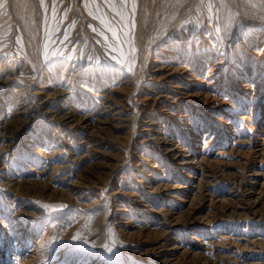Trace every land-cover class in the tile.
<instances>
[{
	"label": "rangeland",
	"instance_id": "374dc122",
	"mask_svg": "<svg viewBox=\"0 0 264 264\" xmlns=\"http://www.w3.org/2000/svg\"><path fill=\"white\" fill-rule=\"evenodd\" d=\"M110 1L116 5L112 2L113 9L126 11V30L112 15L116 9H109L107 0H0V264H264V140L257 138L264 130V0ZM89 4L97 7L122 43L125 62H118L108 52L113 50L110 29L96 21L95 26L96 19L86 9ZM174 60L191 67L197 84L218 78L228 87L221 93L212 89L201 99L186 95L183 103L172 105L175 111L182 108L178 112L185 117L175 119L173 127L165 123L166 128L198 168L195 188L182 202H171L156 190L146 192V186L168 185L185 175L157 144L144 142L139 132L148 113L158 112L164 105L163 101L145 102L149 90L166 91L163 83L150 80L151 65H173ZM7 74L10 85L3 80ZM64 77L82 80L89 90L113 97L112 103L123 99L130 116L127 127L111 132L100 123L94 125L91 134L97 145L90 143L74 160L67 156L68 151H58L75 145L79 131L86 129H69L59 119L65 116L61 108L68 103L81 116L89 112L90 100L73 95L70 87V95L50 98L49 108L44 110L52 113L42 118V109L34 104L38 101L31 98L41 85L49 88L48 93L58 92ZM125 79L128 83L120 85ZM247 83L251 87L244 90ZM9 88L20 89L24 96L6 103ZM228 104L232 120L226 126L228 117L223 112ZM114 107L112 112L120 109ZM74 122L80 123L79 116ZM87 148L93 152L87 153ZM85 153L90 158H82ZM107 158L108 167L98 169ZM36 161L45 175L33 172L37 171ZM69 175L70 181L79 175L90 176L94 188L82 193L69 180H60ZM140 178H144L141 184ZM118 188L140 190V196H148L151 205L164 208L162 213L155 222L141 227L135 219H143L129 201L131 213L127 215L132 216L133 228L125 231L115 215L121 204L111 196ZM143 191L146 193L141 194ZM19 208L26 212L18 215L21 224L25 221L22 232L11 219ZM169 226L183 251L170 259L166 256L167 261L150 247L154 241L165 243Z\"/></svg>",
	"mask_w": 264,
	"mask_h": 264
},
{
	"label": "bare ground",
	"instance_id": "6f19581e",
	"mask_svg": "<svg viewBox=\"0 0 264 264\" xmlns=\"http://www.w3.org/2000/svg\"><path fill=\"white\" fill-rule=\"evenodd\" d=\"M119 1V0H118ZM112 2L113 1H110V0H107V7L111 10H115L113 9L114 6L112 5ZM114 3V2H113ZM63 4V3H61ZM115 5V3H114ZM120 5V3H119ZM116 6V5H115ZM118 7V6H117ZM123 7V6H121ZM87 9V12H88V15H90L92 18L94 17L96 20H94V22L96 21L98 24H101L102 26H106V28L108 27V29H110V33L109 32H106L105 33H109V39L113 40V42L111 43L112 46H110L111 48H113L112 51H108L110 54H112L113 56H115V59L120 62V61H123L125 62L124 60H126V54H124V51L122 50V43L120 41L117 40V37H116V34H114V31H112V27H109L110 25L106 22L104 16L101 14V12L98 11L97 7L93 4H89L88 7L86 8ZM85 9V10H86ZM108 9V10H109ZM108 12V11H107ZM126 12V11H125ZM124 12V10H122V8H119V9H116L112 15L115 16L117 19H118V22L119 23H122L121 26H123V30H126V27H127V19H126V13ZM87 15V14H86ZM87 15V16H88ZM74 16V15H73ZM93 18V19H94ZM116 19V20H117ZM123 22H121V20ZM89 21H92V20H89ZM95 22V26H97V23ZM125 22V23H124ZM93 23V21H92ZM3 24V23H1ZM89 25V24H88ZM1 26H4V25H1ZM100 26V25H99ZM98 26V27H99ZM2 28V27H1ZM91 28V26H90ZM89 29V28H88ZM102 29V28H101ZM4 30V29H2ZM1 30V31H2ZM97 31V29H95ZM94 29L92 31H95ZM103 30V29H102ZM101 30V31H102ZM105 30V29H104ZM107 30V29H106ZM91 31V32H92ZM100 31V30H99ZM98 31V32H99ZM100 31V33H101ZM109 31V30H107ZM5 32V31H4ZM94 33V32H93ZM97 33V32H96ZM104 33V32H103ZM117 33V32H116ZM1 35V34H0ZM99 35V34H98ZM101 35V34H100ZM104 35V34H103ZM102 35V36H103ZM107 35V34H106ZM96 36V35H95ZM105 36V35H104ZM108 36V35H107ZM97 37V36H96ZM99 37V36H98ZM95 38V37H94ZM104 38V37H103ZM108 38V37H107ZM97 39V38H96ZM101 39V37H100ZM99 39V40H100ZM105 39H106V36H105ZM98 40V41H99ZM103 40V39H102ZM101 40V42H102ZM105 42V45H107V47L109 48L108 44H106L107 40H103ZM109 42V41H108ZM72 43V42H71ZM68 44V43H67ZM70 44V43H69ZM68 44V45H69ZM99 44V43H98ZM73 45V44H72ZM100 45V44H99ZM103 45V44H102ZM104 45V46H105ZM110 45V44H109ZM101 46V45H100ZM103 46V47H104ZM73 47V46H72ZM71 47V49H72ZM102 47V48H103ZM128 47L129 45H126V52L128 51ZM69 48H70V45H69ZM68 48V49H69ZM106 48V47H105ZM49 52V51H48ZM107 52V51H106ZM104 53V54H107V53ZM253 52V51H252ZM51 53V52H50ZM50 53H49V56H50ZM108 53V55L110 56V54ZM46 54V53H45ZM52 54V53H51ZM129 55V54H128ZM255 55V54H254ZM46 57H48L47 55H45ZM56 56V55H55ZM106 56V55H105ZM130 56V55H129ZM59 57V56H58ZM44 58V57H43ZM42 58V59H43ZM50 59H52V57H48ZM108 58V57H106ZM114 58V57H113ZM46 59V58H45ZM55 59V58H53ZM59 59V58H58ZM111 59V58H110ZM109 59V60H110ZM179 59V58H177ZM47 60V59H46ZM112 60V59H111ZM110 60V61H111ZM114 60V59H113ZM51 61V60H50ZM175 61V60H174ZM49 62V60H48ZM113 62V61H112ZM115 62V60H114ZM163 62V61H162ZM44 63V62H43ZM110 63V62H109ZM117 63V62H116ZM127 63V62H126ZM186 63V62H185ZM183 61L181 60H178V61H175V63L173 65H169V64H161L160 62H156V63H153L151 65V68H150V73H151V77H150V80L151 81H154L155 83H163L166 91L163 92V90L161 91H158V92H153L151 90H149L150 92L146 93V97H145V102L147 101H156V102H159V101H163V108L158 111V112H150L148 113V116L145 120H143L141 122V125L139 126V132L141 133V136H143V141L148 143L149 145L150 144H154L157 146H159L161 148V151L163 150L165 152V154L168 155V157L171 158V160L173 161V164L175 167H177L178 170L181 171L182 174L185 175V179H175L173 178V180L171 181L172 183L168 185H166V183L164 185H154V186H146L145 187V190L146 192H152V191H155L156 190V193H158L159 195H167V199L171 202H179V201H184V198H186L188 195L191 194V192L194 190L195 188V182H196V178L194 177V174H195V171H197L198 168L195 167V161L191 160V156L186 153V151L184 149H182L183 147H179V145H177L174 141V138L175 136L173 135V132L170 131L169 129L166 128V124L165 123H168L169 125H172V127L175 125V124H171V123H174L175 119H182L185 117L184 114H180V112H178V110H181L182 108H178L176 111L174 110L175 107H173L172 105H179L183 99L186 97V95H192L194 96L196 99H201L203 97H206V94L207 93H210V91L213 89V91H215L217 89L218 93H221V92H225L228 90V87L223 84L222 82L218 81V78L215 80V81H209L207 82L206 84H203L202 82H199V84H197L196 82H194L195 78H193V75L191 73V67L189 68V66L187 64H185ZM48 64V63H46ZM112 64V63H111ZM118 64V63H117ZM114 65V64H113ZM116 65V64H115ZM121 65V64H120ZM119 65V66H120ZM128 65V64H127ZM46 66V65H45ZM118 66V65H117ZM126 66V65H125ZM123 67L122 69L125 70V69H128L127 67L124 69V66H121ZM2 71V70H1ZM127 71V70H126ZM6 72V71H5ZM14 72V71H13ZM20 72V71H19ZM22 72V71H21ZM25 72V71H24ZM197 72V71H196ZM127 73H129V71H127ZM3 75V74H2ZM26 75V73H25ZM17 76V75H16ZM10 75L7 74L5 79H3L5 82H6V85H10ZM18 79V78H17ZM19 79H20V75H19ZM78 80V79H77ZM18 82H21V81H18ZM61 86L62 87H59V90L58 92H53V93H48V90L49 88H47L46 86L44 85H41V86H38V87H35V89L32 91V96L31 98H33L35 101H38V102H34L35 105H37L39 108L42 109V118H46V117H49L50 114L52 113V111L50 110H44L45 108H49L48 105H50V98L52 97H56V96H59L60 97H66L67 95H70L69 94V88H73V95H78L80 97H85L87 96V98L90 100V110L89 112L87 113H83L81 116L80 114H75L74 111L72 110L73 107H71L70 104H66L65 103V106L63 105L62 106V111H64V114L65 116H61L59 117V119L61 121H63L68 127L69 129H71L72 131H78L80 130L81 126H84L86 130H81L79 131V135H77L76 137V143L75 145H72L70 148L69 147H64L62 149H58V153L60 154V152L63 153H66V151H68V154L67 156H71L73 157L72 160H74V158L77 159V157H75L76 155H78V153H81V152H85V149L86 147L90 144V143H96V144H92V145H97V139L93 136V134H91L92 132V127L98 123L102 124L104 127V129H106L107 131H110L111 129H122L124 127H127L129 124V118L130 116L128 117L126 114V110H125V106L123 105V99L119 100L117 104L115 103H112L110 102V99H112L113 97H105V95L103 94H100V91H95L93 92V90H89V88L84 84V82L81 81H72L71 79H68L67 77H64V78H61ZM87 82V81H86ZM100 82V81H99ZM102 82V81H101ZM241 82V81H240ZM128 83V80L125 79L123 80L122 82H120V85H126ZM152 83V82H151ZM16 84V83H14ZM60 84V83H59ZM65 86V88H64ZM52 87V86H51ZM243 89L244 90H248L250 89V85L247 83L246 85L244 84L243 85ZM6 88V87H5ZM58 88V87H57ZM147 88V87H146ZM187 88H190L193 90L192 93H187ZM69 89V90H68ZM112 90L111 91H117L118 88H111ZM206 92V93H205ZM145 93V92H144ZM22 93H21V90L18 89V88H14L13 90H8V92H6V103L9 100H15L17 98H20L22 97ZM24 96V95H23ZM93 96L95 98H100V99H97V100H94L93 99ZM73 97V96H72ZM117 97H120V95L117 94ZM25 98V97H24ZM74 98V97H73ZM26 99V98H25ZM65 99V98H64ZM194 99V98H193ZM232 99V98H231ZM230 99V100H231ZM70 100V99H69ZM26 101V100H25ZM31 101V100H30ZM66 101V100H65ZM3 102V101H2ZM189 102V101H188ZM29 103V102H28ZM73 103V102H71ZM83 103V102H82ZM183 103V102H182ZM226 103V102H225ZM80 104V102H79ZM78 104V105H79ZM77 105V104H76ZM114 105H118L120 107V109H117L115 110L114 112H112L115 107ZM231 105V104H228L227 107L225 108L226 111H224L223 113L225 115H227V122H226V126H229L230 125V121L232 120V115L230 116V114L232 113L230 111V109L228 108V106ZM33 106L31 105L29 108L31 109ZM81 107V106H80ZM212 107V106H211ZM214 107V106H213ZM225 107V106H224ZM52 108V107H51ZM50 108V109H51ZM127 108V107H126ZM84 109V108H83ZM82 109V110H83ZM209 109V108H208ZM215 109V108H214ZM184 110V109H183ZM186 110V109H185ZM77 111V110H75ZM80 111V110H79ZM78 111V112H79ZM83 112V111H82ZM231 112V113H229ZM145 115V113H144ZM191 115V114H190ZM80 118V123H75L74 122V119L76 117ZM235 116V115H234ZM145 117V116H144ZM173 118V119H172ZM244 118V116H243ZM144 119V118H143ZM246 119V118H244ZM57 121V120H56ZM59 121V120H58ZM57 121V122H58ZM141 121V120H140ZM234 122V121H233ZM236 122V121H235ZM60 124V123H59ZM63 124V123H62ZM232 125V124H231ZM62 126V125H61ZM67 127V128H68ZM226 128V127H225ZM1 129V128H0ZM259 129V128H258ZM70 131V130H69ZM178 131V130H177ZM258 131V130H257ZM71 132V131H70ZM111 132V131H110ZM74 133V132H73ZM183 133V132H182ZM178 134V133H177ZM258 139L260 140H264V130L263 132H260L258 133ZM12 136V135H11ZM10 136V137H11ZM69 136V135H68ZM209 136V135H208ZM233 136V135H232ZM30 138V137H29ZM71 138V137H70ZM238 138V137H237ZM12 139V137H11ZM31 139V138H30ZM256 139V138H255ZM36 140V139H35ZM38 140V139H37ZM70 140V139H69ZM236 140V139H235ZM237 141V140H236ZM240 141V140H239ZM33 142V141H32ZM72 142V141H71ZM74 143V142H73ZM69 144V142H68ZM147 144V145H148ZM42 145V144H41ZM63 145V144H62ZM12 146V145H11ZM90 146V145H89ZM182 146V145H181ZM10 147V145H9ZM76 149H72V148H75ZM143 147V146H141ZM4 148V146L2 147ZM31 148V147H30ZM54 148V147H53ZM57 148V147H56ZM69 148V149H67ZM93 148V146H92ZM92 148L89 150L87 148L86 152L88 151H92ZM98 148V147H97ZM95 148V149H97ZM148 148V147H147ZM204 148V147H203ZM192 149V148H191ZM194 149V148H193ZM197 149V148H196ZM18 150V149H17ZM16 150V151H17ZM34 150V149H33ZM32 150V151H33ZM94 150V149H93ZM98 150V149H97ZM146 150V149H145ZM152 150V149H151ZM202 150V149H201ZM210 150V149H209ZM4 151V150H3ZM39 151V149H38ZM54 151V150H52ZM51 151V152H52ZM220 151V150H219ZM1 152V151H0ZM5 152V151H4ZM12 152V151H11ZM31 152V151H30ZM40 152V151H39ZM87 152V153H88ZM93 152V151H92ZM91 152V153H92ZM96 152V150H95ZM94 152V153H95ZM154 152V150H153ZM201 152V151H200ZM212 152V151H211ZM218 152V151H217ZM224 152V151H223ZM3 153V152H2ZM57 153V154H58ZM85 153L84 155L82 154L81 156H83L82 158H84V156H87L88 154ZM97 153V152H96ZM148 153V152H146ZM221 154H223L222 152H220ZM1 154V153H0ZM31 154V153H30ZM36 154V153H35ZM47 154V153H46ZM52 154V153H50ZM54 154V153H53ZM102 154V153H101ZM105 154V153H104ZM202 154V153H201ZM219 154V155H221ZM28 155V154H27ZM93 155V153H92ZM97 155V154H95ZM200 155V154H199ZM206 155V154H205ZM1 156V155H0ZM15 156V155H14ZM47 156V155H45ZM52 155H50L51 157ZM56 156V155H55ZM54 156V157H55ZM64 157V155H62ZM89 158H90V155H88ZM193 156V155H192ZM195 156V155H194ZM198 156V155H197ZM210 156V155H209ZM49 157V158H50ZM71 157H70V160H71ZM79 157V156H78ZM94 157V156H93ZM150 157V156H148ZM205 157V156H204ZM33 158V157H32ZM41 158V157H40ZM48 158V159H49ZM67 158V157H66ZM81 158V159H82ZM86 158V157H85ZM95 158V157H94ZM142 158V157H140ZM151 158V157H150ZM197 158V157H196ZM201 158V157H200ZM23 159V158H22ZM25 159V158H24ZM27 159H28V156H27ZM46 159V158H45ZM44 159V160H45ZM47 159V160H48ZM58 159V158H57ZM60 159V158H59ZM195 159V158H194ZM32 160V159H30ZM38 160V159H37ZM71 160V161H72ZM91 160V159H90ZM93 160V159H92ZM91 160V162H93ZM202 160V159H201ZM43 162V160H41ZM58 161V160H57ZM86 161V160H85ZM89 161V160H88ZM102 161V160H101ZM110 161V158H107L106 161L104 160V162L102 163H99L98 164V169L100 168L101 170H104L108 167V163ZM22 162V161H21ZM32 162V161H31ZM34 162V161H33ZM37 162V161H36ZM35 162V163H36ZM41 162V163H42ZM46 162V161H45ZM68 162V161H67ZM70 162V161H69ZM84 162V161H83ZM90 162V163H91ZM149 162V160L147 161ZM200 162V161H199ZM24 163V162H23ZM30 163V162H29ZM57 163V162H56ZM139 163V162H138ZM31 164H34V163H31ZM51 164V163H50ZM53 164V163H52ZM75 164V163H74ZM172 164V163H171ZM200 164V163H198ZM1 165V164H0ZM36 166V169L37 171H34L35 169H33V172L37 173L38 175H45V170L44 169H41L38 162L35 164ZM64 165V164H63ZM90 165V164H89ZM138 165V164H137ZM140 165V164H139ZM138 165V166H139ZM157 165V164H156ZM156 165H153V166H156ZM60 166V165H58ZM62 166V165H61ZM71 166V165H69ZM142 166H145L144 164H142ZM147 166V165H146ZM150 166V165H149ZM197 166V165H196ZM52 167V166H51ZM54 167V165H53ZM81 167V166H80ZM198 167V166H197ZM155 168V167H154ZM47 169V168H46ZM53 169V168H52ZM55 169V168H54ZM64 169V168H63ZM159 169V168H158ZM50 170V169H48ZM60 170V169H59ZM67 170V169H66ZM153 170V169H152ZM54 171V170H53ZM65 171V170H64ZM69 171V170H68ZM72 171V170H71ZM74 171V170H73ZM262 171V169H261ZM58 172V170H57ZM67 172V171H66ZM144 172V171H143ZM142 172V173H143ZM147 172V171H146ZM145 172V173H146ZM179 172V171H178ZM257 172V171H256ZM259 172V171H258ZM49 173V172H48ZM62 173V172H61ZM69 173V172H68ZM71 173V172H70ZM81 173V172H80ZM84 173V172H83ZM81 173V174H83ZM141 173V174H142ZM260 173V172H259ZM264 173V171H263ZM34 174V173H33ZM55 174V173H54ZM67 174V173H66ZM37 175V176H38ZM63 175V174H62ZM71 175V174H70ZM70 175L69 176H61L62 178H60V180H69V185L70 186H73L74 189L76 190H80L82 193H87L86 191L87 190H90V189H93L94 188V184H95V180L92 179L90 176L88 177L87 175L85 176H81V177H77L75 178L76 180L74 181H70L71 178H70ZM143 175V174H142ZM145 175V174H144ZM262 175V174H261ZM33 176V175H32ZM36 176V175H35ZM51 176V175H49ZM148 176V175H147ZM150 176V175H149ZM258 176V175H257ZM256 176V177H257ZM44 177V176H43ZM56 177V176H55ZM73 177V176H72ZM75 177V176H74ZM154 177V175H153ZM262 177V176H261ZM38 178V177H37ZM42 178V177H41ZM45 178V177H44ZM54 178V177H53ZM159 178V177H158ZM170 178V177H169ZM178 178V177H177ZM263 178V177H262ZM39 179V178H38ZM48 179V178H46ZM52 179V178H50ZM55 179V178H54ZM144 179V178H143ZM143 179L140 178V180H138V182L141 184L143 183ZM150 179V178H149ZM167 179V178H166ZM165 179V180H166ZM53 180V179H52ZM59 180V179H58ZM256 180V179H255ZM57 181V180H56ZM58 182V181H57ZM65 182V180H64ZM157 182V181H156ZM170 182V181H169ZM54 183V182H53ZM120 183V182H119ZM163 182L159 183V184H162ZM61 184H64L63 182L60 183V186ZM147 184V183H146ZM149 184V183H148ZM154 184V183H153ZM66 185V183H65ZM132 185V184H131ZM139 185V184H138ZM68 186V185H67ZM118 186V185H117ZM144 186V185H143ZM64 187V186H63ZM66 187V186H65ZM120 187V186H119ZM135 187V185H134ZM133 187V188H134ZM69 188V187H68ZM71 188V187H70ZM66 189V188H65ZM125 189H129V188H125ZM125 189H122V188H118L117 190H113V192H111V196L112 198H114V201L115 202H119L121 204V208H118V209H115V215L119 217V219H121V223L120 225L123 227V228H126L125 231H128V230H131L133 228V225H132V218H130L129 216L131 215H127L128 212H130L131 208L128 207V203L130 201V203L133 205V208L135 207L136 209V214L140 217H142L143 220L141 219H135L136 221L139 222V225L141 227H146L148 226L149 224H152L153 222H155V218H158L157 216L162 213L161 211H163L164 208H158L156 206L151 205L150 202H151V199H148V196L147 198L145 197H141L140 194H139V191L140 190H133V189H130L128 191H126ZM67 191H69L67 189ZM78 192V191H77ZM145 191L141 192L142 193H146ZM74 193V192H73ZM71 192V194H73ZM157 194V195H158ZM78 195V194H77ZM99 195V194H98ZM154 195V194H153ZM79 196H80V193H79ZM152 196V195H151ZM154 197V196H153ZM159 197V196H158ZM77 198V197H76ZM88 198V197H87ZM81 199V197H80ZM153 200V199H152ZM158 200V199H157ZM123 203V204H122ZM154 203V202H153ZM170 204V203H169ZM117 206V205H116ZM158 206V205H157ZM172 206V205H171ZM14 207V206H13ZM115 207V206H113ZM143 209V210H142ZM166 210V209H165ZM168 210V209H167ZM171 210V209H169ZM168 210V211H169ZM14 211V209H13ZM25 211V210H24ZM23 211V212H24ZM173 211V210H172ZM11 212V210H10ZM20 208L15 210L11 217V219H14L12 223L15 224L16 229L18 231H21L22 227H24V224H25V221H24V224H21V222L18 220V215H20L21 213H23ZM11 213V214H12ZM26 214V212H24ZM131 213V212H130ZM165 213V212H164ZM169 213V212H168ZM167 213V214H168ZM166 214V213H165ZM165 214H163L165 216ZM166 214V215H167ZM135 215V214H134ZM172 215V213L170 214ZM124 216V217H123ZM128 216V217H127ZM168 216V215H167ZM132 217V216H131ZM28 218V217H27ZM166 218V217H165ZM175 218V217H174ZM173 220V219H172ZM170 220V221H172ZM27 221V220H26ZM134 221V220H133ZM135 222V221H134ZM192 222V221H191ZM173 223V222H172ZM136 224V223H135ZM134 224V225H135ZM200 224V223H199ZM173 225V224H172ZM177 225V224H176ZM165 227V226H164ZM190 227V226H189ZM122 228V229H123ZM163 228V227H162ZM184 228V227H183ZM121 229V228H120ZM185 229V228H184ZM162 230V229H161ZM165 230V229H163ZM23 231V230H22ZM21 231V232H22ZM168 233H170L169 235V238L168 239H165V243L163 244V242L161 243V245L157 242V241H154L152 243V246L150 247V250H152L153 252H155L157 255H161L164 257V260L167 259V261L170 259L169 256L175 254L176 253H179L183 250L182 249V244H181V241L178 240V238L176 237L177 235L175 234L176 232L173 230V227L172 226H169L166 230ZM201 234V233H200ZM193 238V237H192ZM248 238V237H247ZM224 239V238H223ZM231 239V238H230ZM234 239V238H232ZM195 240V239H194ZM197 240V239H196ZM242 240V239H241ZM252 240V239H251ZM225 241V240H224ZM240 241V240H239ZM239 241L237 243H239ZM183 242V241H182ZM202 242V241H201ZM210 242V241H209ZM236 242V241H235ZM234 242V243H235ZM223 243V242H221ZM236 243V244H237ZM250 243V242H249ZM184 244V243H183ZM200 244V243H199ZM204 244V243H203ZM207 244V243H206ZM240 244V243H239ZM243 244V243H242ZM251 244V243H250ZM151 245V244H150ZM187 245V244H186ZM220 245V244H219ZM227 245V244H226ZM224 246V245H223ZM238 246V245H237ZM248 246V245H247ZM252 246V245H251ZM254 246V245H253ZM252 246V247H253ZM187 247V246H186ZM197 247V246H196ZM233 247V246H232ZM245 247V246H244ZM247 248L246 249H249V251L253 252V248ZM160 248H163V250H160ZM235 248V247H234ZM233 248V249H234ZM241 248V247H240ZM185 249V248H184ZM197 249V248H196ZM222 249V248H221ZM259 249V248H258ZM240 250V249H238ZM255 250H257L255 248ZM165 251H166V254H165ZM226 251V250H225ZM262 251V250H260ZM228 252V251H226ZM246 252V251H245ZM250 252V253H251ZM243 253V252H242ZM264 253V252H263ZM260 254V253H258ZM236 255V254H235ZM240 255V253H239ZM257 255V254H256ZM255 255V256H256ZM263 255V254H262ZM166 256L169 257L166 258ZM174 256V255H173ZM234 256V255H233ZM159 257V256H158ZM242 257V256H241ZM253 257V256H252ZM251 258V257H249ZM257 258V257H256ZM232 259V258H231ZM242 259V258H241ZM246 259V258H244ZM254 259V258H252ZM238 260V259H236ZM230 261V260H229ZM246 261V260H245ZM243 261V262H245ZM259 262V261H258ZM240 263V262H239ZM88 264H90V261L88 262ZM231 264V263H230ZM250 264V263H249Z\"/></svg>",
	"mask_w": 264,
	"mask_h": 264
},
{
	"label": "clouds",
	"instance_id": "9594fccd",
	"mask_svg": "<svg viewBox=\"0 0 264 264\" xmlns=\"http://www.w3.org/2000/svg\"><path fill=\"white\" fill-rule=\"evenodd\" d=\"M253 7H256L255 5H253Z\"/></svg>",
	"mask_w": 264,
	"mask_h": 264
},
{
	"label": "snow or ice",
	"instance_id": "6c2138e0",
	"mask_svg": "<svg viewBox=\"0 0 264 264\" xmlns=\"http://www.w3.org/2000/svg\"><path fill=\"white\" fill-rule=\"evenodd\" d=\"M131 70V69H130Z\"/></svg>",
	"mask_w": 264,
	"mask_h": 264
}]
</instances>
